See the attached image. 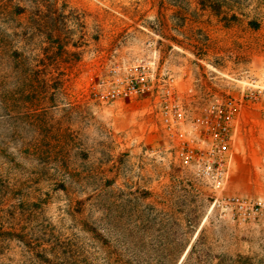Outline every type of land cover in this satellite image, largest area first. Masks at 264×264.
<instances>
[{
    "label": "rangeland",
    "instance_id": "obj_1",
    "mask_svg": "<svg viewBox=\"0 0 264 264\" xmlns=\"http://www.w3.org/2000/svg\"><path fill=\"white\" fill-rule=\"evenodd\" d=\"M156 57L201 107L264 82V0H0V264H264V224L218 208L145 100L103 105L114 62ZM228 193L264 199V99Z\"/></svg>",
    "mask_w": 264,
    "mask_h": 264
},
{
    "label": "built area",
    "instance_id": "obj_2",
    "mask_svg": "<svg viewBox=\"0 0 264 264\" xmlns=\"http://www.w3.org/2000/svg\"><path fill=\"white\" fill-rule=\"evenodd\" d=\"M248 85L240 100L214 94L194 108L193 101L180 92L176 76L150 57L111 64L93 84L92 96L103 105L150 102L168 138L167 151L216 196L213 209L239 224L259 225L264 224V199L228 193L245 99H264V82Z\"/></svg>",
    "mask_w": 264,
    "mask_h": 264
}]
</instances>
